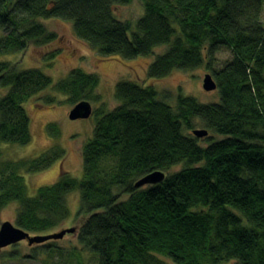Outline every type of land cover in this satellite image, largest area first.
<instances>
[{"label": "trees", "instance_id": "obj_1", "mask_svg": "<svg viewBox=\"0 0 264 264\" xmlns=\"http://www.w3.org/2000/svg\"><path fill=\"white\" fill-rule=\"evenodd\" d=\"M133 2L0 0V56L57 42V33L40 20L58 19L71 23L75 36L101 58L133 60L168 46L149 65L148 77L205 67L220 102L202 104L179 92L172 107L154 88L120 81V105L93 110L98 120L82 151L83 178L64 172L30 197L22 174L49 169L64 151L8 161L1 145L32 142L25 108L32 98L52 88L72 107L92 105L102 102L100 78L76 68L54 83L41 68L0 61V215L18 202L13 224L31 236L49 235L62 230L70 217L66 197L78 191L76 221L82 223L75 235L97 264H164L160 257L174 264H264V0H140L144 15L135 31L114 12ZM224 49L233 56L218 67ZM58 55L46 54V65L51 68ZM55 100L45 98L47 104ZM48 130L60 136L57 124ZM195 130L209 134L199 139ZM157 171L166 174L163 182L136 188ZM53 242L32 246L31 258L63 252ZM77 251L70 253L78 260Z\"/></svg>", "mask_w": 264, "mask_h": 264}, {"label": "rangeland", "instance_id": "obj_2", "mask_svg": "<svg viewBox=\"0 0 264 264\" xmlns=\"http://www.w3.org/2000/svg\"><path fill=\"white\" fill-rule=\"evenodd\" d=\"M114 12L117 19L132 23L135 31L137 21L144 15V7L140 0H134L129 6L115 7ZM40 21L50 31L57 33L58 41L45 47L30 46L25 53L2 55L0 61L20 63L21 69L41 68L53 79L54 83L65 79L70 71L76 68H81L88 73H96L100 78L97 93L102 102L93 103V110L101 107L102 104L108 111L116 109L120 105V102L116 99V86L123 80L154 88L158 93V99L165 101L172 107L176 106V95L179 92L184 96L194 97L202 104L220 102L218 90L207 92L203 88L205 76L211 74L207 72L205 67L189 72L175 70L162 79H150L148 77L149 65L158 55H162L168 49V46L157 47L154 49L153 54L148 57H138L133 60L120 57L106 59L101 58L94 49L75 36L71 23L58 19H41ZM53 51H59V55L50 68L48 64L46 65L44 56ZM232 56L230 50H222L217 55L218 67L230 61ZM165 92L171 93L172 97L166 98L164 96ZM47 96H53L56 102L47 104L45 101ZM25 108L31 121L32 142L27 146L2 144L3 160L35 159L56 147L61 148L65 155L63 160L57 161L45 171L22 174L25 178L28 195L35 197L41 187L54 185L64 172L72 178L82 179L84 175L82 151L84 146L93 138L98 120L97 115L93 113L87 119L70 120L69 114L74 107L68 103V97L54 93L52 88L32 98L26 103ZM52 123L57 124L59 127L60 136L58 138L50 136L48 125ZM196 129L204 128L197 125ZM216 139L220 140L222 137L216 136ZM204 141L205 139L202 140V143H205ZM182 168V166L176 167L172 172L179 171ZM66 202L70 217L64 223L62 229L79 228L82 222L76 221V219L81 207L80 193L78 191L70 193L66 197ZM19 206L18 202H13L3 210L0 215V228L4 222H15ZM53 244L58 248H63V252L55 250L51 256L40 255L33 259L31 258L34 252L32 247L25 241L20 242L16 246L0 250V264H97L94 255L83 249L78 236L75 234H68L64 239L54 241ZM38 246H34V248ZM72 249L79 250L76 252L78 260L76 257L71 256ZM11 253H17L18 255L8 258L7 256ZM160 259L164 264H174L167 258L160 257ZM228 264H234V262Z\"/></svg>", "mask_w": 264, "mask_h": 264}, {"label": "water", "instance_id": "obj_3", "mask_svg": "<svg viewBox=\"0 0 264 264\" xmlns=\"http://www.w3.org/2000/svg\"><path fill=\"white\" fill-rule=\"evenodd\" d=\"M203 88L207 92L215 91L217 89V84L214 81L211 74L205 76L203 80ZM93 114L92 105L89 102H82L76 105L70 112L69 118L72 121L87 119ZM194 136L202 139L208 136L209 132L207 130H195L193 132ZM166 178V174L161 171L153 172L136 183V188H142L149 185H157L163 182ZM76 228L62 229L59 232H55L49 235L31 236L29 233L17 228L11 222H4L0 228V250L7 247L19 244L20 242H27L29 246H34L36 244H44L49 241H58L65 238L68 234H76Z\"/></svg>", "mask_w": 264, "mask_h": 264}]
</instances>
